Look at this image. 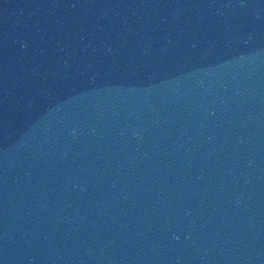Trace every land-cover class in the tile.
<instances>
[{
	"label": "water",
	"instance_id": "95a60500",
	"mask_svg": "<svg viewBox=\"0 0 264 264\" xmlns=\"http://www.w3.org/2000/svg\"><path fill=\"white\" fill-rule=\"evenodd\" d=\"M0 264H264V0H36Z\"/></svg>",
	"mask_w": 264,
	"mask_h": 264
}]
</instances>
